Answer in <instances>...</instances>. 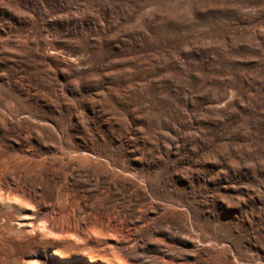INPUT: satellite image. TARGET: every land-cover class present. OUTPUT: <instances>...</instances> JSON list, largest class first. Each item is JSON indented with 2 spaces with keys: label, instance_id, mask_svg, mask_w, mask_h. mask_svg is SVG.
Listing matches in <instances>:
<instances>
[{
  "label": "rangeland",
  "instance_id": "374dc122",
  "mask_svg": "<svg viewBox=\"0 0 264 264\" xmlns=\"http://www.w3.org/2000/svg\"><path fill=\"white\" fill-rule=\"evenodd\" d=\"M0 264H264V0H0Z\"/></svg>",
  "mask_w": 264,
  "mask_h": 264
}]
</instances>
